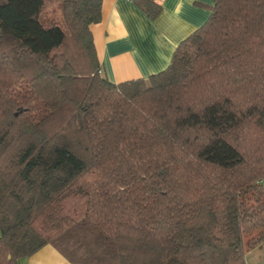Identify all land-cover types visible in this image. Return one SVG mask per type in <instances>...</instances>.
<instances>
[{"label":"trees","instance_id":"trees-1","mask_svg":"<svg viewBox=\"0 0 264 264\" xmlns=\"http://www.w3.org/2000/svg\"><path fill=\"white\" fill-rule=\"evenodd\" d=\"M55 1L0 0V264L48 244L74 264H247L264 243V0H213L166 68L118 83L91 31L101 0L44 14Z\"/></svg>","mask_w":264,"mask_h":264},{"label":"crops","instance_id":"crops-1","mask_svg":"<svg viewBox=\"0 0 264 264\" xmlns=\"http://www.w3.org/2000/svg\"><path fill=\"white\" fill-rule=\"evenodd\" d=\"M149 18L129 0H101L100 20L91 25L101 72L111 82L147 78L170 63L175 47L209 17L213 0H159ZM17 264H74L50 244Z\"/></svg>","mask_w":264,"mask_h":264},{"label":"rangeland","instance_id":"rangeland-1","mask_svg":"<svg viewBox=\"0 0 264 264\" xmlns=\"http://www.w3.org/2000/svg\"><path fill=\"white\" fill-rule=\"evenodd\" d=\"M57 5H58V0H56L54 2V4L48 5L44 14H46L47 16H49L51 13H52V15H55V16H56V14H59L58 13L59 9L57 8ZM53 8L56 10L55 13H54V11L52 12ZM7 79L8 80H16V82L18 81V79H16L15 77H12V76L7 77ZM14 88H16V85L14 86ZM23 90L21 88L22 92H23ZM245 260H246L247 264H264V243L246 251Z\"/></svg>","mask_w":264,"mask_h":264},{"label":"built area","instance_id":"built-area-1","mask_svg":"<svg viewBox=\"0 0 264 264\" xmlns=\"http://www.w3.org/2000/svg\"><path fill=\"white\" fill-rule=\"evenodd\" d=\"M130 2H134V0H129Z\"/></svg>","mask_w":264,"mask_h":264}]
</instances>
